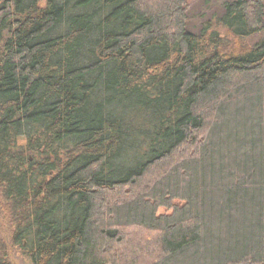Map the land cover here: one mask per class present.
<instances>
[{
  "label": "trees",
  "instance_id": "obj_1",
  "mask_svg": "<svg viewBox=\"0 0 264 264\" xmlns=\"http://www.w3.org/2000/svg\"><path fill=\"white\" fill-rule=\"evenodd\" d=\"M223 8L0 0V210L33 264H264V0Z\"/></svg>",
  "mask_w": 264,
  "mask_h": 264
},
{
  "label": "rangeland",
  "instance_id": "obj_2",
  "mask_svg": "<svg viewBox=\"0 0 264 264\" xmlns=\"http://www.w3.org/2000/svg\"><path fill=\"white\" fill-rule=\"evenodd\" d=\"M233 0H189V29L198 31L203 22L220 15L223 12V4ZM260 35L257 39L262 38ZM256 39V40H257ZM130 157L133 155L129 154ZM164 212V208L160 209ZM8 222L4 220L2 211L0 210V232L8 245V255L12 264H33L31 257L27 253L28 250H23L19 246H12L10 243Z\"/></svg>",
  "mask_w": 264,
  "mask_h": 264
}]
</instances>
